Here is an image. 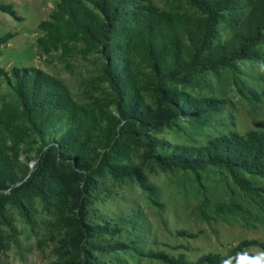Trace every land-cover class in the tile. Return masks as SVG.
I'll return each mask as SVG.
<instances>
[{
    "label": "rangeland",
    "instance_id": "rangeland-1",
    "mask_svg": "<svg viewBox=\"0 0 264 264\" xmlns=\"http://www.w3.org/2000/svg\"><path fill=\"white\" fill-rule=\"evenodd\" d=\"M59 2L0 0V69L7 73L0 75V108L15 102L14 71L30 70L61 80L78 104L115 113L100 54L82 55L83 44L48 53L38 47V25L50 19ZM151 2L163 11L197 14L189 0ZM246 13L238 14V23ZM237 29L236 23H220L214 43L230 39ZM261 52L260 60L166 84L190 98L216 101L207 119L183 111L170 121L152 118L143 124L134 116L128 133L117 135L122 146L106 149L107 141L99 139L90 147L96 189L85 222L118 225L121 234L104 242L122 243L117 252L96 251L94 241L81 237L77 197L88 172L76 161L79 156L63 150L22 153L14 183L0 192V264H164L150 256L157 253L196 262L207 254L225 257L244 242L249 245L232 264H264V196L247 197L222 169L196 171L158 159L173 146L200 147L231 133H264V46ZM143 98L152 109L174 110L157 93L144 92ZM108 164L134 166L139 173L116 176ZM251 181L264 188V179Z\"/></svg>",
    "mask_w": 264,
    "mask_h": 264
},
{
    "label": "trees",
    "instance_id": "trees-1",
    "mask_svg": "<svg viewBox=\"0 0 264 264\" xmlns=\"http://www.w3.org/2000/svg\"><path fill=\"white\" fill-rule=\"evenodd\" d=\"M189 3L197 10L196 15L163 11L151 0H60L50 19L38 25L42 33L38 47L48 53L83 44L82 55L100 54L104 60L102 80L112 90L111 103L116 112L78 104L68 87L48 74L14 71L15 102L0 108V192L14 183L15 163L22 153L44 156V151L50 154L63 150L78 155L76 161L88 172L77 197L81 237L94 241L91 247L102 253L122 249V243L104 244L107 237L112 241L121 234L118 225L85 222L86 208L96 189L87 156L90 147L99 139L100 144L107 141L106 149L115 144L122 146L117 135L122 138L128 133L134 116L143 124L152 118L170 121L184 112L207 119L217 108L216 101L190 98L166 84L232 67L236 62L262 59L264 0ZM4 9L10 11V7ZM245 11L238 23V14ZM220 23L229 27L236 23L238 29L230 39L215 44ZM6 74L0 69V75ZM144 92L157 93L166 103L173 104L174 110L152 109L144 102ZM158 159L165 166L175 164L196 171L222 169L247 197L264 196V188L251 181L264 179V133H231L200 147L173 146ZM42 164L45 170L49 169L50 165ZM108 165L116 176L139 173L134 166ZM25 186L28 181L18 189ZM247 245L248 242L242 243L225 257L207 254L196 262L187 261L184 255L150 256L164 264H232Z\"/></svg>",
    "mask_w": 264,
    "mask_h": 264
}]
</instances>
